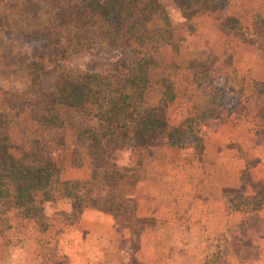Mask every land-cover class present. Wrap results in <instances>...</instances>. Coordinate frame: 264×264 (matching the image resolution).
<instances>
[{"label": "rangeland", "instance_id": "1", "mask_svg": "<svg viewBox=\"0 0 264 264\" xmlns=\"http://www.w3.org/2000/svg\"><path fill=\"white\" fill-rule=\"evenodd\" d=\"M139 4H146L151 11L143 44L132 47L134 55L150 59L146 88L131 90L124 86L133 67V56L118 47L123 43L118 33L113 35L115 39L91 37L87 42L89 53L65 65L90 71L96 69L93 62L101 63L111 75L113 89L126 97V113L103 120L94 116L96 111L90 106H62L57 112L61 126L54 133L41 121L38 108L25 94L29 68L47 73L50 70L45 56L29 54L26 48L19 47L16 43L20 35L15 30L2 32L7 39L0 47V163L14 161L21 152L43 146L58 170L59 182L54 199L43 203L38 221L23 220L14 210L0 212V238H6L7 225L29 222L34 224L32 229L56 228L57 233H65L64 241L72 236L75 239L77 230L73 229L81 214L72 219V198H65L64 184L89 179L94 168L104 175L111 167H128L130 179L136 182L139 177L151 175L153 164L169 161L171 170H180L181 177L189 171L195 178L196 174H209L211 164L206 171L202 165L207 155L223 153L224 160L229 158L228 150L240 161L234 168L221 165L216 174L225 181L238 178L241 183L239 192L237 189L224 194L227 204L244 213V220L255 213L250 211L254 206L250 198L258 186L264 185V91L260 87L264 85V0H208L190 19L181 16L172 0H139ZM40 84L44 90L55 87L47 74ZM150 111L157 114V127L144 145L134 146V121ZM102 125H121L124 133L112 141L101 140L97 148L91 139L88 145L76 140L78 131ZM170 129L191 132L201 139L203 154H197L192 146L167 145L164 134ZM254 176L261 178L255 182ZM133 184L122 185L123 194L126 186ZM102 215L95 210L84 214L85 218L97 220V227L93 238L85 233L83 240L87 242L90 237L89 244L96 243L95 257L103 256V264L114 250L117 257L122 255L123 264H132L133 244L128 229L118 226L113 231L101 230L100 225L111 221V217ZM145 221L147 227H157L152 219ZM239 225L228 227L216 238L214 247L206 248L211 264H223L226 255L231 254L241 260L254 257L257 241L264 238V218L258 216L255 229ZM163 235V241L169 244L167 233L147 232L143 251L137 254L136 250L133 256H155L151 243L159 244ZM179 235L182 236L176 233ZM176 242L183 239L177 237ZM169 253L168 248L164 250L165 255ZM258 254L262 255V250Z\"/></svg>", "mask_w": 264, "mask_h": 264}, {"label": "trees", "instance_id": "2", "mask_svg": "<svg viewBox=\"0 0 264 264\" xmlns=\"http://www.w3.org/2000/svg\"><path fill=\"white\" fill-rule=\"evenodd\" d=\"M207 1L172 0L184 19L196 15ZM150 13L139 0H0V47L7 39L2 32L13 29L20 35L16 44L26 48L29 54H43L50 67L48 73L29 68L25 89L48 130L54 133L60 129L57 112L62 106L72 109L90 106L96 111L94 116L103 120L126 113V97L113 89L111 75L101 63L93 62L96 69L84 71L67 67L65 62L87 55V42L91 37L115 39L113 35L118 33L123 42L118 47L133 56L130 59L133 67L124 79V86L131 90L145 89L149 82L150 59L134 55L132 47L143 44ZM45 74L53 79V90H44L41 86L40 79ZM260 87L264 91V85ZM157 124L155 112L140 115L133 124V145H144ZM123 130L121 125H102L78 131L76 140L85 144L91 139L90 143L97 148L101 140L121 137ZM164 138L169 146L188 145L194 147L197 154H203L201 139L191 132L170 129ZM129 171L128 167L117 166L103 175L94 168L89 179L71 181L69 186L65 183L64 194L65 198H72V219L84 208H90L109 215L117 226L128 229L133 244L131 263L135 264L133 254L146 221L135 215V202L121 190L122 185L135 183ZM58 182V170L43 146L36 151L21 152L16 160L0 163V212L14 210L23 220L38 221L43 203L54 199ZM250 200L254 203L250 211L255 213L242 221L241 227L256 226L257 212L264 203V185L257 187ZM70 214L65 217L70 218Z\"/></svg>", "mask_w": 264, "mask_h": 264}, {"label": "crops", "instance_id": "3", "mask_svg": "<svg viewBox=\"0 0 264 264\" xmlns=\"http://www.w3.org/2000/svg\"><path fill=\"white\" fill-rule=\"evenodd\" d=\"M237 144L240 146V141ZM222 154L206 156L202 165L206 171V167L211 164L212 168L208 175L196 174L194 178L188 171L189 173L185 172L181 177L180 170L176 168L171 170L172 165L165 161L159 162V166L153 164L154 170L151 171V175L139 177L133 186H126L127 191L124 195L135 202V215L144 220L152 219L157 226L151 229L145 225L138 239L137 254L143 251L145 245L143 238L147 232L167 233L169 239V244L164 242L163 235L159 244L151 243L152 251L156 249L155 256H133L135 264H211L206 248L214 247L213 243L220 234L230 226L239 225L246 216L228 206L224 195L232 190L238 189L239 192L241 182L238 178L225 181V177L216 174L219 173L217 169H220L221 165L234 168L240 160L232 150H228L227 159L223 160ZM213 172L215 174L212 175ZM253 178L252 180L256 182L261 177ZM124 188L122 187V190ZM88 211L93 209L84 208L81 211L79 224L77 222L73 229L77 230L76 238L73 239L72 236L69 241H64L65 233H57L56 228L32 229L34 224L31 225L32 223L28 221L7 225L6 238L4 236L0 238V264H103V256L95 257L96 243L90 245L88 242L91 240L90 237L87 242L83 240L85 233H88V236L91 234L92 238L96 235L97 220L85 218L84 214ZM258 214L259 218H264V209L261 208ZM117 227L112 218L108 223L99 226L101 230L108 231H113V228ZM176 233L182 236H176ZM49 235L51 238H48ZM177 237H181L183 242L177 244ZM167 248L170 253L165 255L164 250ZM178 248H182L180 252ZM261 250L262 255H259L258 252ZM116 252L117 250L113 251V255L105 264H123L122 255L117 257ZM262 260L264 262V238L257 241L253 258L241 260L231 254L226 255L223 264H260Z\"/></svg>", "mask_w": 264, "mask_h": 264}]
</instances>
